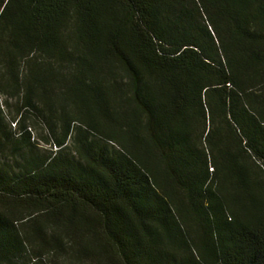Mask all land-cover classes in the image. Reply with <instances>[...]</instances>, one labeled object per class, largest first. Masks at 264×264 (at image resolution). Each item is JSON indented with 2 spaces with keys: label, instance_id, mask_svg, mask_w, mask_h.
I'll return each mask as SVG.
<instances>
[{
  "label": "trees",
  "instance_id": "1",
  "mask_svg": "<svg viewBox=\"0 0 264 264\" xmlns=\"http://www.w3.org/2000/svg\"><path fill=\"white\" fill-rule=\"evenodd\" d=\"M0 97V264H264V0H0Z\"/></svg>",
  "mask_w": 264,
  "mask_h": 264
},
{
  "label": "rangeland",
  "instance_id": "2",
  "mask_svg": "<svg viewBox=\"0 0 264 264\" xmlns=\"http://www.w3.org/2000/svg\"><path fill=\"white\" fill-rule=\"evenodd\" d=\"M0 100H2V98L0 97ZM12 128H13V125H12ZM40 132H41V130L40 129H38L37 128V130H34V136H35V140H36V138H37V135H35V134H37V133H39L40 134ZM41 146V148H44V149H46V148H48V146H44V145H40ZM67 264H70V263H67Z\"/></svg>",
  "mask_w": 264,
  "mask_h": 264
}]
</instances>
